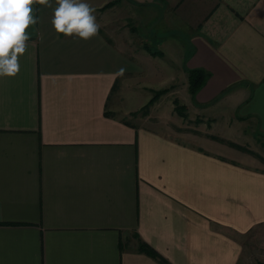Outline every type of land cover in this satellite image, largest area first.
Returning <instances> with one entry per match:
<instances>
[{
  "label": "crops",
  "instance_id": "1",
  "mask_svg": "<svg viewBox=\"0 0 264 264\" xmlns=\"http://www.w3.org/2000/svg\"><path fill=\"white\" fill-rule=\"evenodd\" d=\"M32 8L20 72L0 77V264H163L141 241L168 264H240L238 235L264 224V168L109 105L115 93L132 114L142 89L168 88L231 128L220 136L264 139V0H120L88 41ZM129 17L163 54L127 36ZM196 68L210 75L194 98Z\"/></svg>",
  "mask_w": 264,
  "mask_h": 264
},
{
  "label": "rangeland",
  "instance_id": "2",
  "mask_svg": "<svg viewBox=\"0 0 264 264\" xmlns=\"http://www.w3.org/2000/svg\"><path fill=\"white\" fill-rule=\"evenodd\" d=\"M119 1L120 0H105L104 4H102L101 0H99L97 5H95L97 7L93 6L96 9L95 15L96 13L99 14L101 10L104 11L116 6ZM132 11L133 9L131 7L124 10L126 14H128L127 12L131 13ZM96 17L97 20H102L101 16L96 15ZM111 17L116 19V16L112 15ZM126 26L128 27L127 29L129 31L127 32V36H130V38L134 39V41L136 40L137 46L140 47L141 45L139 43L144 42L145 44L143 48H145V45H147L150 48L151 53L152 51L158 52V49H152L149 44L146 43L145 36L147 35V29L141 24L137 23L136 25L135 18L129 17L128 24ZM139 93L140 94L138 96L134 97V100L136 102L135 106L141 107L132 114L124 113L121 108L122 103L115 93L110 99L109 106L113 110L114 114L123 118L124 120L138 122L142 126H158V130L161 133L173 138H179V140H183L184 138L192 140L190 137L199 138L200 141H204L202 144L204 147L203 149L208 152L218 150L215 144L220 145V147L222 145V147L234 149L238 157L241 155L247 157V159L242 160L243 162L247 161L254 166L258 165L264 168L263 138H252V136L250 137L248 134L246 135L249 136V138H245L242 135H237L236 138L240 142H236L230 138H226L225 136H220L222 134L230 136L227 132L231 131V128L226 130L220 128L219 131H217V129L211 128L213 121L212 118H208L204 115L201 116L195 113H188V109L185 110L187 115H181L178 113V111H176L175 108H173L175 105L174 99L176 97L170 96L169 94L164 96H162L163 94L160 95L155 100L156 102L162 96L157 104L153 102L147 111L142 110L144 105L147 104L148 101L154 96L155 90L150 92L142 89ZM246 131L248 132L249 130ZM215 132H219V134H215ZM238 237L244 244V256L242 257V262L240 264H264V224L257 225L247 233L241 236L238 235Z\"/></svg>",
  "mask_w": 264,
  "mask_h": 264
},
{
  "label": "clouds",
  "instance_id": "3",
  "mask_svg": "<svg viewBox=\"0 0 264 264\" xmlns=\"http://www.w3.org/2000/svg\"><path fill=\"white\" fill-rule=\"evenodd\" d=\"M52 9L51 24L58 34L88 41L98 36L100 24L96 9L87 0H0V77H15L20 72L19 57L27 50L31 35L27 31L38 23L33 4ZM120 68L116 75H123Z\"/></svg>",
  "mask_w": 264,
  "mask_h": 264
},
{
  "label": "trees",
  "instance_id": "4",
  "mask_svg": "<svg viewBox=\"0 0 264 264\" xmlns=\"http://www.w3.org/2000/svg\"><path fill=\"white\" fill-rule=\"evenodd\" d=\"M145 48L150 51V48L145 45ZM153 54H162V52L152 51ZM210 73L207 72L204 69L196 68V69H190L189 70V80H190V91L195 98L196 93L204 84L206 83ZM169 89H160L155 90L154 96L148 101L147 104L144 105V108L142 110L147 111L149 109V106L155 102V100L162 94L166 93ZM175 103V109L180 113L181 115L185 116L186 113V105L182 104L178 98L174 99ZM140 250L146 252L147 254L158 258L163 264H168L167 260L151 245L146 243L145 241H141L139 245Z\"/></svg>",
  "mask_w": 264,
  "mask_h": 264
}]
</instances>
